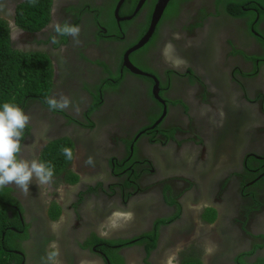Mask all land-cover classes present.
<instances>
[{
	"label": "flooded vegetation",
	"instance_id": "1",
	"mask_svg": "<svg viewBox=\"0 0 264 264\" xmlns=\"http://www.w3.org/2000/svg\"><path fill=\"white\" fill-rule=\"evenodd\" d=\"M26 1L0 0L11 47L45 53L48 97L67 96L71 106L25 103L31 122L22 156L37 160L46 142L66 136L73 159L54 175L50 192L35 179L27 193L4 187L8 216L26 233L14 236L18 264H169L173 254L177 264L264 259V7L246 1L239 11L252 15H240L222 0L159 1L148 39L127 55L145 73L134 74L124 51L145 33L158 0H141L135 11L139 0H47L48 20L36 30L16 25ZM56 22L79 26V43L57 35ZM172 139L191 155L172 148ZM187 162L190 176L177 172ZM105 166L111 181L95 175ZM51 253L57 255L49 261Z\"/></svg>",
	"mask_w": 264,
	"mask_h": 264
},
{
	"label": "trees",
	"instance_id": "2",
	"mask_svg": "<svg viewBox=\"0 0 264 264\" xmlns=\"http://www.w3.org/2000/svg\"><path fill=\"white\" fill-rule=\"evenodd\" d=\"M250 0H222L225 10L240 15L251 14L239 11V4ZM264 7V0H255ZM220 2V0H216ZM48 1L36 0L32 4L27 0L21 4L16 11V25L30 30H36L43 26L47 21ZM252 15V14H251ZM259 18L264 19V12L258 11ZM20 20V21H19ZM129 22H124V29L129 26ZM145 63L139 62L140 68L144 69ZM52 68L51 62L47 55L40 51L21 52L11 47L7 35V27L3 21H0V107L4 103H11L23 108L28 100L45 101L51 86ZM96 103L92 105L95 107ZM92 122L89 121V125ZM85 126H88L85 124ZM63 147H70L72 143L66 136L50 140L41 148L37 160L40 162L50 163L54 167V175L65 169L67 159L62 154ZM75 176L68 178L69 182L75 180ZM70 179V180H69ZM5 188H0V264H18L20 258L13 251L18 249L14 236L18 239L26 237V233L21 227H14L12 217L8 216L9 198ZM209 215L207 221H212L214 210L208 208ZM170 218V217H168ZM166 218V220H168ZM155 228L148 235L150 243H145L144 249L148 252L154 245L156 236ZM16 230H20V234ZM264 242V241H263ZM180 264H200L196 259L184 260ZM253 264H264L263 258H258Z\"/></svg>",
	"mask_w": 264,
	"mask_h": 264
},
{
	"label": "clouds",
	"instance_id": "3",
	"mask_svg": "<svg viewBox=\"0 0 264 264\" xmlns=\"http://www.w3.org/2000/svg\"><path fill=\"white\" fill-rule=\"evenodd\" d=\"M29 2L35 4L36 0H29ZM52 27L57 35L70 36L75 43H79L78 37L81 31L79 26L67 22L61 25L56 22ZM52 42L55 44L59 41L53 37ZM45 102L50 110L63 111L71 106L67 96L48 97ZM30 122L31 116L20 106L6 102L0 107V188L15 185L22 192L27 193L33 179L39 184H48L54 177V167L50 163L36 159L28 160L22 156L23 148L26 146L23 143L25 129ZM61 151L67 160L73 159V150L70 147H63ZM86 163L92 164V158H89ZM56 255L57 253L49 254L48 260H54Z\"/></svg>",
	"mask_w": 264,
	"mask_h": 264
},
{
	"label": "rangeland",
	"instance_id": "4",
	"mask_svg": "<svg viewBox=\"0 0 264 264\" xmlns=\"http://www.w3.org/2000/svg\"><path fill=\"white\" fill-rule=\"evenodd\" d=\"M124 44H125V45H128L129 43L125 42ZM195 107H196V104H195ZM197 108H199V105H197L196 109H197ZM136 116H138V115H136ZM231 119H232V118H231ZM232 124H233V123H232ZM122 127H123V122L119 120V123L116 124V128H121V130H122ZM75 129H76V128H71L70 130H71L72 132L76 133L77 135H79V131H77V130H75ZM184 129H185V134L189 136L190 131L188 130V128H185V127H184ZM115 133H116V131H115ZM236 136H237V135H236ZM78 137L81 138V136H78ZM109 138H110L109 135L104 136L103 141H104L105 143L108 142L107 144H109ZM38 143H40V141H36V142H35V139H34V141H33L34 146H35V144L38 145ZM176 143H177V145H176ZM176 143H175L174 139H172V141L169 142V144L173 146L172 148L181 151V155H184V156H190V155H191L190 151L188 150V147H187L186 143H183V142H182V143H183V144H182V143L177 142V141H176ZM34 146H33V148H34ZM35 147H36V146H35ZM147 151H148L147 159L150 161L149 164H150L151 167L153 168L154 165L156 166V164H155V162H154V157H153V149L150 148V149H147ZM193 153H194L195 155L197 154V148L193 151ZM154 156H155V158H158V152H157ZM161 159H162V158H161ZM229 165H230V164H228V165L225 166V170L228 169V166H229ZM192 168H193V167H192V164L189 163V162H187V167L185 166L184 169L177 170V172L180 173V174L186 175V176H190V175L192 174ZM100 169L102 170V168H100ZM100 169H98L97 171H99ZM103 171H105V173L102 172V173H99V174H98V173L96 172L97 174H95V175H97V176L99 175L100 179H102L103 182L111 181L110 177L108 176L106 166L103 167ZM114 180H117V179H114ZM37 182H38V181H37ZM38 183H39V182H38ZM149 185H150V186H153V185H154V182L152 181ZM40 186H41L42 190H43L45 193H46V192H50V191L52 190V187H51L52 184H51V182L48 183V184H40ZM57 191H58V188L55 190L56 194H57ZM126 216H127V215H126ZM124 234L126 235V234H127V231H126ZM205 235H206V234H205ZM192 237H193V236L191 235L190 238H192ZM202 241L205 243V249H206V251H208L209 247L207 246V243H208V242H207V239H203ZM177 247H178V246H177ZM177 247H176V248H177ZM176 248H175V249H176ZM178 249H180V248H177L176 251H177ZM174 252H175V251H174ZM174 257H175L174 254L169 256V259H170V260L168 259L169 264H177L176 261H174ZM136 262H138V260L133 261L132 264H135Z\"/></svg>",
	"mask_w": 264,
	"mask_h": 264
},
{
	"label": "water",
	"instance_id": "5",
	"mask_svg": "<svg viewBox=\"0 0 264 264\" xmlns=\"http://www.w3.org/2000/svg\"><path fill=\"white\" fill-rule=\"evenodd\" d=\"M159 1H164V0H158V3H156L155 8H154V11H153V13H152V20H151V22H150V24H149L147 30L145 31V33H144V34H143V35H142V36H141V37H140V38H139V39H138L133 45H131L129 48H127V49L124 51V65H125V67H126L130 72H132V73H134V74H145V73H143V72H142L141 70H139L138 68L134 67V66L128 61L127 55H128V53H130L131 51H133V50L139 48L140 46H142L143 43L148 39L150 33L152 32V28H153V26H154V23H153L152 21H153V19H156V18L158 17V15H159V13H160V11H161V6H162V5L157 6V5L160 4ZM140 3H141V0L138 1L137 6H136V8L134 9V11L137 9V7L140 5ZM126 18H128V17H126ZM155 84H156V82H154V84H153L152 93H153L154 96H157V95H156V90H155Z\"/></svg>",
	"mask_w": 264,
	"mask_h": 264
}]
</instances>
